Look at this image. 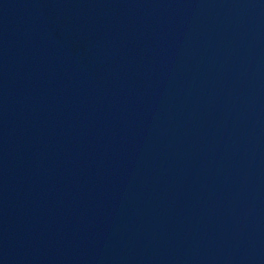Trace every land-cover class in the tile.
Instances as JSON below:
<instances>
[{
    "label": "water",
    "instance_id": "95a60500",
    "mask_svg": "<svg viewBox=\"0 0 264 264\" xmlns=\"http://www.w3.org/2000/svg\"><path fill=\"white\" fill-rule=\"evenodd\" d=\"M0 264H264V0H0Z\"/></svg>",
    "mask_w": 264,
    "mask_h": 264
}]
</instances>
